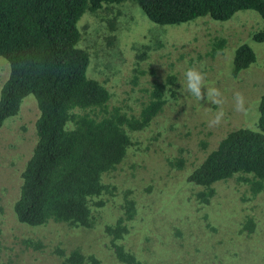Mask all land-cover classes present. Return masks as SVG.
Instances as JSON below:
<instances>
[{
	"label": "rangeland",
	"instance_id": "374dc122",
	"mask_svg": "<svg viewBox=\"0 0 264 264\" xmlns=\"http://www.w3.org/2000/svg\"><path fill=\"white\" fill-rule=\"evenodd\" d=\"M77 26L82 47L90 53L87 75L105 84L112 106L138 115L154 81L166 84L167 101L148 127L131 132L133 144L123 161L103 175L112 194L103 196L105 205L93 208L95 224L87 229L61 222L31 226L14 214L39 114L34 96H25L19 113L0 127L1 259L6 264H63L55 252L60 247L67 254L79 248L100 264H127L116 257L105 227L124 214L128 193L136 212L117 243L139 264H264V190L253 196L233 177L214 183L215 195L204 204L196 198L201 187L187 180L228 131L257 122L264 41H254L251 33L264 28V18L246 9L227 21L203 17L159 25L126 0L84 14ZM220 39L223 49L213 52ZM110 40L116 46L107 45ZM242 43L251 46L256 61L233 76L234 52ZM8 74L9 64L0 56V90ZM179 160L182 166H174ZM25 238L39 240L42 247L25 245Z\"/></svg>",
	"mask_w": 264,
	"mask_h": 264
},
{
	"label": "trees",
	"instance_id": "16d2710c",
	"mask_svg": "<svg viewBox=\"0 0 264 264\" xmlns=\"http://www.w3.org/2000/svg\"><path fill=\"white\" fill-rule=\"evenodd\" d=\"M123 1L0 0V56L9 64L0 90V127L19 113L23 98L29 94L39 111L36 141L21 171L19 195L13 204L21 223L36 226L61 222L72 228H92L93 208L105 205L103 196L112 194L103 175L116 170L123 161L133 144L131 132L148 127L163 110L167 101L164 82H153L148 98L134 115L112 106L105 84L87 75L90 53L82 47L84 37L77 23L86 13L95 14ZM133 1L159 25H179L203 17L227 21L246 9L264 18V0ZM251 38L264 41V28L252 32ZM108 43L116 46L112 40ZM224 44L223 39L217 40L213 52L222 50ZM94 52L98 54V50ZM255 61L251 46L240 44L234 52L232 75L237 76ZM174 79L172 75L168 81ZM258 110L255 126L228 131L188 174L187 180L201 187L196 192L200 203L208 204L215 195L214 183L233 177L246 184L253 196L264 190V93ZM182 163L174 161L173 165L181 167ZM127 196L124 193V214L105 228L116 257L127 264H139L132 252L117 243L129 232L128 222L136 212L134 200ZM248 225L243 227L251 229ZM23 242L35 249L42 247L39 240L25 238ZM55 252L63 264H100L79 248L67 254L56 247ZM0 264H6L1 254Z\"/></svg>",
	"mask_w": 264,
	"mask_h": 264
}]
</instances>
